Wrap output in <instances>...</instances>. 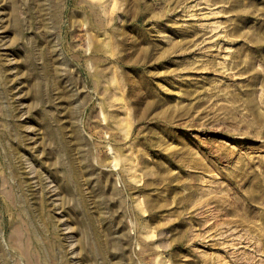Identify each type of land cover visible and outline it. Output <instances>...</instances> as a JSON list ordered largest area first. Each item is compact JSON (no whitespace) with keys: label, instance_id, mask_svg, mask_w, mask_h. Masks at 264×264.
Instances as JSON below:
<instances>
[{"label":"rangeland","instance_id":"obj_1","mask_svg":"<svg viewBox=\"0 0 264 264\" xmlns=\"http://www.w3.org/2000/svg\"><path fill=\"white\" fill-rule=\"evenodd\" d=\"M0 264H264V0H0Z\"/></svg>","mask_w":264,"mask_h":264}]
</instances>
